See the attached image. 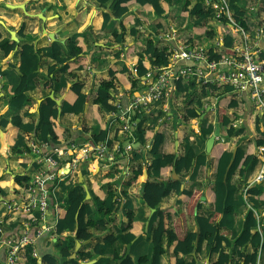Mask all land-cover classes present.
Returning <instances> with one entry per match:
<instances>
[{
  "label": "crops",
  "instance_id": "obj_1",
  "mask_svg": "<svg viewBox=\"0 0 264 264\" xmlns=\"http://www.w3.org/2000/svg\"><path fill=\"white\" fill-rule=\"evenodd\" d=\"M185 1L179 0L176 5L170 7L169 13L161 17L155 16L136 3H130L129 14L122 21L125 28L123 41L118 43L112 33L115 30L120 32V19L112 17L107 29L103 31L102 11L97 7L96 0H0V132L3 131L6 134L8 145L6 156L0 153V229L3 231V234H0V263L6 257V249L2 244L3 238L18 236L22 232V222L28 218L26 214L22 215L19 210H9L8 204L15 203L21 209L29 205L26 187L37 169V164L33 160L32 144H46V150L57 145L38 141L34 130L27 133L18 130L10 123L1 126V122L10 121L12 117L20 116L24 124L36 126L39 118V106L45 97H50L55 101L60 114L62 101L72 98L70 88L75 82H79L82 85V93L86 95L83 112L78 115L64 113L58 117L56 132L60 135V144L72 141L94 143L92 137L103 129L107 132L106 138L109 143H112L116 138L120 139V123L109 114L115 110L118 100H122L124 104L128 103L131 94L127 63L140 58L148 39H154L158 47L166 48L167 52L184 42L205 47L211 42V44L214 43L216 50L222 51L224 55H232L238 51H240L238 54L250 51L259 52V56H262L264 32L262 31L259 36L256 34L257 29L264 25V0H247L241 3L245 10L244 20H246L249 29L247 32L243 30L244 34L238 30L240 26L234 21L232 13L234 23L229 21L230 23L225 25L220 22V19L209 20L207 26L214 29V39L194 35L193 30L190 29L194 19L181 16ZM188 1L192 4L195 2V0ZM18 4H23L24 8L16 9L9 6ZM135 18L139 20L140 24L135 26L136 31L133 35L130 30ZM226 34H230L234 38L233 47L230 49L231 53L221 48L223 36ZM82 39H85L86 46ZM70 40L76 42L82 40L80 45L84 47L85 51L81 58L84 59V62L69 69L72 70L73 76L58 71L51 73L49 68L55 65L56 61L45 56V50L55 42L68 55L67 44ZM217 40L220 43L219 47L215 45ZM25 44L32 45L34 50L38 51L39 65L35 73L29 77L23 93L13 96L12 85L13 82H17L16 77L19 76L20 55ZM4 46H11L13 49L6 53ZM122 53L125 54V58L121 56ZM76 63V61L71 62V64ZM143 63L145 67L150 66L145 54ZM124 69L127 71L122 72ZM111 72L116 77L113 79L114 87L110 94V104H112L113 110L102 112L100 107L93 102L99 83L103 80H110ZM53 81V88H49L48 86ZM187 84V82L181 84L186 89H182V92H178L177 83L174 84L170 97L154 104L151 113L144 114L139 120H143V128L146 131L158 132L164 136L162 144L164 154H174L176 159L183 155L187 147H193L198 154L205 152L207 161L213 162L211 167H207L201 166L196 160H193L192 168L183 178L182 187L185 189L194 188V193L191 196L171 193L159 204L160 209H164L170 214V222L175 229H178V225H184L187 229L197 232L198 226L194 219L197 214V204L202 206L201 214L206 216L211 213L214 202L212 185L217 157L227 147L224 142H228L230 146L229 141L234 137L227 139L225 136L218 121L217 108L227 110L235 129L245 128L240 135L251 137L244 146L248 152L256 150L252 144L253 135L257 133L255 127L258 126L264 131V110L262 112L255 109L249 98L248 89H234L224 95L221 93L222 87L211 90L198 85L186 86ZM232 98L237 101L238 105L228 109L227 104ZM57 100L59 103L56 102ZM188 109L195 110L198 117L189 118ZM251 118L256 119V124H251ZM215 123H219L220 127L219 140L215 142L210 153H207L206 141L211 134L204 141L200 136V131L206 129L209 124H213L215 128ZM16 133L23 138L30 151L24 150L23 147H13ZM147 141L152 145L151 137L146 138L144 144ZM144 144L136 143L134 149L135 152L138 151L137 153L142 154L139 160L134 158V151L131 159L114 165H107L105 161L91 160L80 164L75 174L59 179L52 184H46L41 188V190L47 191L51 200L41 223L54 227L61 211H64V198L68 192V188L64 189V186L71 183L83 184L85 200L91 198V190L100 198L104 197L106 191L111 190L115 194V202L119 203L120 207L117 212L110 214L103 215L101 213L97 216L93 213L91 217L93 219L103 218L105 226L103 230L91 229L92 237L87 241L74 240L75 232L57 235L55 230L49 233L44 232L35 237L34 227H32L29 230V236L33 239L30 250L31 256L36 259V264H50L48 259H53L58 264H65L64 258L59 253V246L68 238L73 240L74 247L67 259H77V264H93L95 262L113 264L116 263L113 258L115 253L119 255L126 253L134 262L142 256L149 257L151 255V231L156 226L158 217L156 209L148 207L143 200V183L145 181L156 182L157 179L148 175V166L151 162L150 149L147 151ZM237 146H230V148L236 151ZM139 163L142 169L139 177L136 178L133 166L137 170ZM129 169H132L131 175ZM173 170L169 167L162 168L159 180H164L168 174L179 179L180 177L176 173L173 174ZM17 175L27 176L29 182L18 184L15 181ZM236 181L237 176L233 178V182ZM251 182L246 184L248 185L247 191L252 185ZM103 184L104 190L100 188ZM87 193L89 196L86 195ZM246 193L243 190V193L241 191L235 196L237 206L235 218L225 219L219 225L224 232L228 230L240 232L244 216L249 208ZM127 198L131 201L130 209L122 208ZM58 199L62 201H58ZM36 211H32V214H36ZM254 214L258 223L257 229L259 227L264 229V210L254 211ZM37 223H40V220ZM128 232L134 235V238L129 242L125 241L122 236ZM111 236L115 238L114 242L106 244L105 239ZM98 244L101 253L94 254V248ZM28 249L22 255L21 264H27L26 252ZM237 250V247H233L232 254L234 256ZM252 250L248 246L244 251L251 253ZM82 254L84 255L81 256ZM192 256L196 258L197 264H213L218 258L216 253L211 252L206 241L202 243L197 254L195 250L192 252ZM170 259L169 254L161 255L160 264H171ZM258 259L261 264H264L263 250H259Z\"/></svg>",
  "mask_w": 264,
  "mask_h": 264
},
{
  "label": "trees",
  "instance_id": "obj_2",
  "mask_svg": "<svg viewBox=\"0 0 264 264\" xmlns=\"http://www.w3.org/2000/svg\"><path fill=\"white\" fill-rule=\"evenodd\" d=\"M205 1L206 0H195L192 4L190 1L186 0L182 7L181 16L187 19H194V23L190 25V29L193 30L196 37L205 36L208 39H214L215 31L207 26V23L209 20L215 18V10L207 6ZM226 1L236 24L247 32L249 30L248 24L246 20H244L245 10L241 4L243 1L247 0ZM178 2L179 0H96L97 7L102 11L103 31L107 29L112 17L120 19V32L115 30L112 33L113 38L118 43H122L123 41L125 28L122 21L123 18L129 14L130 3H136L152 12L155 16L161 17L169 13L170 7L176 5ZM220 22L225 25L230 23L225 16L220 18ZM133 23L130 32L134 35L136 31L135 26L139 25L140 22L135 18ZM258 29L264 32V25ZM82 40L86 46L85 39ZM81 41L79 42L78 40L76 42L70 40L68 42V55L64 53L62 47L58 43H52L44 52L45 56L56 61V64L51 66L49 71L51 73H56L58 71L62 74L73 76L72 70L69 69H73L84 62V59L81 57L85 49L80 45ZM3 44L4 42L2 46ZM233 44L234 38L230 34L223 36L221 48L229 52ZM4 48L6 53L13 49L11 46H4ZM231 52L232 51H230V53ZM205 53L209 61H218L222 56V51H217L214 43L211 44V42L205 47ZM144 54L148 58L149 67H145L143 63ZM261 54L262 56L260 57H264V53L261 52ZM169 56L170 52H167L166 48H160L154 39H148L143 52L140 54V58L137 59L138 76L144 75L151 67L161 68L167 66L169 63ZM20 61L19 76L16 77L17 82H13L14 84L12 85L13 96L21 95L26 89L29 77L35 73L39 65V53L34 50L32 45L25 44L21 50ZM72 61H76L77 63L71 64ZM124 71L127 70L124 69L122 72ZM110 76V80H103L99 83L97 94L93 102L100 107L102 112L113 110V106L110 104V94L114 87L113 79H116V77L113 72H111ZM128 79L130 82L129 88L131 94L139 87V80L138 78L131 79L130 77ZM186 82L188 83L186 86L190 84L198 85L199 87H208L211 90H217L222 87L221 93H224V95L235 89L229 85H201L194 79H191L187 81H177L178 92H182V89L186 90L181 86V84ZM53 84L54 81L51 82L48 87L53 88ZM70 90L72 98L62 101L60 114L55 101L50 97H45L39 106V118L36 126L24 124L20 116L12 117L10 121L1 122V126H6L10 123L18 130L26 131L27 133L34 130L38 141L47 142L51 145L60 143V135L56 132L58 117L64 113L81 114L86 102V95L82 93V85L79 82H75ZM237 105V101L232 98L229 100L227 108H235ZM187 113L189 118L198 117V114L193 109H188ZM217 117L227 139L243 133L244 127L239 130L233 127L232 120L228 116L226 109L217 108ZM143 123V120H139L135 136L136 140L141 144H144L146 138H152V145L149 151L151 162L148 166V175H152L157 179L156 182L145 181L143 183V200L148 207L156 209V216L158 217L157 224L151 231L152 253L149 257H140L136 262L126 253L122 255L115 253L113 258L116 263L113 264H160V257L164 254L170 255L171 264H197V260L192 256V252L195 250L197 254L201 249L202 243L205 241L209 244L211 252L218 255L216 262L213 264H256L259 250L264 251V229L261 228V232L258 231V223L254 211L264 210V183L254 184L248 188L246 200L249 208L244 216L240 232L236 230H225L227 232H224L219 226L223 220L235 218L237 212L235 196L239 192L241 193V191L243 193V190L248 186L246 184L253 180L257 171L258 158L255 154L256 150L254 152H248L243 146L238 145L233 157V150H231L230 146L227 144V147L219 154L216 161L212 185L214 202L212 204L211 213L206 216L201 214L200 210L202 206L201 204H197V214L194 219L196 220L198 231L193 232L184 225H178V229H175L170 222V214L164 209L159 208L161 200L171 193L191 196L195 189H185L182 187V184L184 176L192 168V161L196 160L199 165L207 167H211L213 162L207 161L205 152L198 154L193 147H187L183 155L176 159L174 154H164L162 152V144L165 139L164 136L158 132L146 131L143 128ZM213 129V124H209L206 129H202L200 131L201 138L205 141L212 133ZM255 130L259 137H255L252 140L253 147L257 148L259 146H264V131L258 126L255 127ZM106 133L105 129L101 130L92 137L93 142L96 143L104 140L106 138ZM186 143L188 144V141ZM13 147H23L24 150L30 151L24 143L23 138L18 136V133L15 135ZM137 152L134 153V158L139 160L142 154ZM231 161L232 163L229 166ZM165 167H169L171 170L174 169L176 175L180 178L175 179L171 174H168L164 180H159L161 177V169ZM141 169L140 163L137 165V170L133 166L134 177H139ZM235 176H237V181L233 182ZM28 180L29 178L27 176H15V181L20 185L29 182ZM67 188L68 192L64 198V211H61L56 222L55 233L61 235L65 232H75L74 240L87 241L92 237V233L90 232L91 229L103 230L105 226L103 218L93 219L91 217L93 213L97 216L101 213H103V215L114 213L115 211L117 212V209L119 210L120 204L115 202V194L111 190L106 191L102 198L91 190V198L85 200V189L82 183H71L66 187L64 186V189ZM100 188L104 190V184ZM58 201L62 200L58 199ZM130 203L131 201L127 198L122 208L128 209ZM35 216L37 219L35 223H37L40 212L36 211ZM128 226H130V224H128ZM122 236L127 242L134 238L131 232ZM114 240L115 238L111 236L107 237L105 242L106 244H112ZM73 244V240L68 238L59 246V253L61 257L64 258L65 264H77V259H67L74 247ZM248 246L253 249L251 253H245L244 251ZM233 247L238 248L235 256L232 254ZM28 248L26 252L27 264H36V259L31 256L30 247ZM94 252V254L101 253L99 244L95 246ZM83 255L84 254L81 256ZM48 262L50 264H58L53 259H48ZM93 264L99 263L95 262Z\"/></svg>",
  "mask_w": 264,
  "mask_h": 264
},
{
  "label": "built area",
  "instance_id": "obj_3",
  "mask_svg": "<svg viewBox=\"0 0 264 264\" xmlns=\"http://www.w3.org/2000/svg\"><path fill=\"white\" fill-rule=\"evenodd\" d=\"M205 4L215 10L216 19L225 16L231 23H234L226 0H206ZM238 30L244 34L242 28L238 27ZM260 33H262L261 29H257L256 36H259ZM215 45L220 46L219 40L215 42ZM261 51L264 53V48ZM238 52L232 55L222 54L220 60L209 61L205 53V46L184 42L170 51L167 66L151 67L142 76H138L137 60L128 62L129 77L131 79L138 78L139 87L131 93L127 104L118 100L115 110L109 114L120 123V139L116 138L112 143H109L107 138L96 143L72 141L64 144L59 143L48 150H46V144L33 143V160L38 167L26 187L29 205L21 209L15 203L8 204L9 210H19L22 215L24 213L28 218L22 222V232L18 236L3 238L2 244L6 249V257L0 264H21L23 253L33 243V239L29 236V230L32 227H34L35 237L44 232L49 233L55 230L54 226L41 223L45 217L44 212L51 203L47 191L41 190V188L46 184H52L59 179L75 174L80 164L84 162L100 160L105 161L107 165H114L131 159L136 143H139L136 140L135 131L140 116L150 114L154 104L168 99L177 81L194 79L201 85H229L236 90L248 89L249 98L255 109L263 112L264 57H260L259 52L246 51L241 54ZM121 56L125 58L124 53ZM144 148L147 151L151 148L149 141L144 144ZM256 156L259 162L251 182L252 185L264 183V146L256 148ZM129 174H132L131 169H129ZM246 191L245 188L244 192L246 193ZM34 210L40 212L38 219L40 223H35L37 219L35 214H32ZM258 231L261 232L260 227ZM0 234H3L1 229ZM256 264H261L259 259Z\"/></svg>",
  "mask_w": 264,
  "mask_h": 264
},
{
  "label": "water",
  "instance_id": "obj_4",
  "mask_svg": "<svg viewBox=\"0 0 264 264\" xmlns=\"http://www.w3.org/2000/svg\"><path fill=\"white\" fill-rule=\"evenodd\" d=\"M11 8H24V5L23 4H18V5H9ZM45 31V30H44ZM52 97V95H50ZM57 103H59V101L57 100L56 101ZM219 136H220V127H219V123H215V128L213 130V132L211 133V135L209 136V138L207 139L206 141V152L207 153H210V151L212 150L215 142L217 140H219ZM0 142H1V150H0V153L4 156H6V152H7V148H8V145L6 143V134L1 131L0 132ZM234 154H235V149L233 151V157H234ZM231 164V163H230ZM229 164V165H230ZM145 174L147 175V173L145 172ZM173 174H175V171L173 170ZM87 196H89V193L86 194Z\"/></svg>",
  "mask_w": 264,
  "mask_h": 264
},
{
  "label": "rangeland",
  "instance_id": "obj_5",
  "mask_svg": "<svg viewBox=\"0 0 264 264\" xmlns=\"http://www.w3.org/2000/svg\"><path fill=\"white\" fill-rule=\"evenodd\" d=\"M207 42V41H206ZM103 117V116H102ZM256 119L255 118H251V124H256ZM193 124V123H192ZM195 124V123H194ZM195 126V128H197L196 127V125H194ZM253 128V127H252ZM197 130V129H196ZM254 134V133H253ZM254 136H256V138L257 137H259V135L257 134V133H255V135H253V138H255ZM251 138V137H250ZM250 138H248V136L247 135H240L239 137L238 136H234L233 137V139L232 140H230L229 142H230V146H237V145H240V146H245V144L246 143H248V140L250 139ZM224 144H228V142L226 143V142H224Z\"/></svg>",
  "mask_w": 264,
  "mask_h": 264
}]
</instances>
